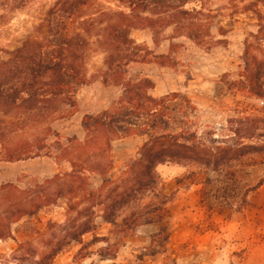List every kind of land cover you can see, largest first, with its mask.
<instances>
[{
	"label": "trees",
	"instance_id": "obj_1",
	"mask_svg": "<svg viewBox=\"0 0 264 264\" xmlns=\"http://www.w3.org/2000/svg\"><path fill=\"white\" fill-rule=\"evenodd\" d=\"M32 1L0 0V19L8 20ZM92 2L57 0L21 46L0 61V159L16 162L49 156L72 167L36 186L37 191L21 190L14 184L0 187L5 206L0 212L1 241L13 237L11 225L24 216L58 200L67 201L66 219L52 224L55 231L48 240L52 249L41 254L38 264H51L71 243L81 242L96 229V218L118 226L121 232L161 222L169 213V197L157 170L160 165H193L206 171L201 203L209 208L243 210L250 193L264 184V175L258 176L255 170L264 166V110L238 111L217 136L214 129L201 130L190 120L196 107L189 98L180 92L153 97L149 90L155 82L142 71L132 72L150 64L173 67L176 44L172 40L178 37L206 49L226 43L213 41L216 14L206 8L204 0H118L116 9L88 13ZM190 4L196 6L187 8ZM233 7L238 9L237 4ZM243 11L251 14L257 32L244 40L234 85L245 96L264 102V0H250ZM169 28L173 34L166 37ZM145 29L151 31L156 46L166 38L172 41L168 55L155 54L131 37L133 30ZM218 32L225 35L228 30L218 27ZM93 39L104 53V62L89 76L87 60ZM96 78L104 86H121L123 93L106 111L83 118L84 141L64 142L50 124L75 113L79 88ZM128 137L145 141L138 156L112 179V143ZM92 174L102 177L97 189L91 187ZM146 198L150 199L147 204ZM5 214L8 221H4ZM161 234L167 241L165 228L153 239ZM25 246L28 243L19 244L14 260H24L21 250Z\"/></svg>",
	"mask_w": 264,
	"mask_h": 264
},
{
	"label": "rangeland",
	"instance_id": "obj_2",
	"mask_svg": "<svg viewBox=\"0 0 264 264\" xmlns=\"http://www.w3.org/2000/svg\"><path fill=\"white\" fill-rule=\"evenodd\" d=\"M56 1L33 0L8 20L0 19V61L7 60V52L21 46ZM249 1L204 0L206 8L216 14L212 27L213 41L226 40V43L206 49L186 37H178L173 41L176 44L171 59L173 67L161 70L150 64L132 71H142L151 76L158 93L180 92L189 98L196 107L190 120L201 130L214 129L217 136L226 120L238 111L264 110V102L245 96L234 85L239 79L244 40L250 33L257 32L251 14L243 11ZM234 4L238 9H234ZM119 6L118 0H93L88 13ZM194 6L190 4L187 8ZM121 9L128 12L124 6ZM218 27L225 28L228 33L220 34ZM172 34V28L164 33L165 36ZM131 37L139 41L144 38V33L133 30ZM95 40H92L87 60L89 76L96 74L104 62V53ZM96 81L100 80L93 79L79 90L90 89ZM138 151L134 157L138 156ZM123 170L114 171L111 178H118ZM157 170L164 193L169 197V213L155 224L156 233L151 234L146 245L127 252L124 246L128 245L137 228L134 232H121L118 226L103 224L101 218H96V229L85 234L81 242L71 243L51 264H264V184L250 193L249 205L243 210L237 211L235 207L209 208L201 203L202 183L208 177L206 171L193 165L170 163L158 166ZM255 170L258 176L264 175V166ZM23 179L22 185H16L19 189L37 191L38 177L26 176ZM91 187L99 188L95 181L91 182ZM149 202V198L144 201L146 204ZM3 208L5 206L0 201V212ZM66 210L67 201L61 199L13 223V237L0 240V264H38L41 254L52 249L48 243L55 231L52 224H62ZM3 218L8 221L9 215L5 214ZM161 228L168 233L167 241L163 234L153 239ZM83 242L81 249L74 252L78 243ZM22 243H28L21 250L24 260H14V251Z\"/></svg>",
	"mask_w": 264,
	"mask_h": 264
},
{
	"label": "crops",
	"instance_id": "obj_3",
	"mask_svg": "<svg viewBox=\"0 0 264 264\" xmlns=\"http://www.w3.org/2000/svg\"><path fill=\"white\" fill-rule=\"evenodd\" d=\"M144 33V38L136 41L138 43L147 44L150 49L154 50L155 54L168 55L170 53V46L172 41L168 38L162 40L161 43L156 46L153 42L151 31L137 30ZM167 37V36H166ZM154 65V64H153ZM156 67L164 70L166 67ZM149 76V75H148ZM151 78V76H149ZM152 79V78H151ZM153 80V79H152ZM154 81V80H153ZM157 85L149 90V94L153 97H162L167 95L168 92L158 93L156 90ZM123 93L121 86L109 85L104 86L101 81H96L90 86V89L79 90L77 93V109L72 115L54 120L50 126L51 128L62 136V139L66 142L68 139L76 138L79 141H84L86 132L82 125L83 118L86 115L100 114L111 107V105L117 102ZM143 140L141 137H128L115 140L112 143V153L114 157V167L110 173V176L114 171H118L125 167L127 161L134 158ZM2 147L0 145V156ZM72 170L71 164L67 161L57 162L54 157L41 156L31 158L27 160H20L16 162L4 161L0 159V187L6 184L22 185L23 178L26 176L38 177L40 184L47 179H52L58 174L70 172ZM90 181H95L97 187L102 183V177L99 174H92ZM109 224V223H103ZM156 223L139 226L132 239L128 242V245L124 246V250L131 252L134 248L143 247L146 245L151 234L156 233ZM75 248L74 252L81 249L83 243Z\"/></svg>",
	"mask_w": 264,
	"mask_h": 264
}]
</instances>
